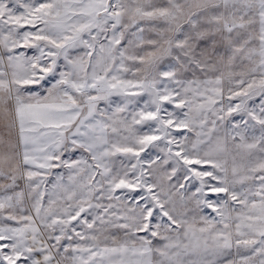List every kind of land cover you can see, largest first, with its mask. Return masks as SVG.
<instances>
[{
    "label": "snow or ice",
    "instance_id": "6c2138e0",
    "mask_svg": "<svg viewBox=\"0 0 264 264\" xmlns=\"http://www.w3.org/2000/svg\"><path fill=\"white\" fill-rule=\"evenodd\" d=\"M0 264H264V0H0Z\"/></svg>",
    "mask_w": 264,
    "mask_h": 264
}]
</instances>
